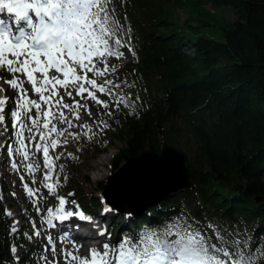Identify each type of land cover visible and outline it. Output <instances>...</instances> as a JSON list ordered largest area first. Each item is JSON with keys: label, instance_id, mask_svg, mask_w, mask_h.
<instances>
[{"label": "trees", "instance_id": "1", "mask_svg": "<svg viewBox=\"0 0 264 264\" xmlns=\"http://www.w3.org/2000/svg\"><path fill=\"white\" fill-rule=\"evenodd\" d=\"M111 6L132 49L117 90H129L132 107L108 116L110 136L124 143L113 170L144 151L159 153L167 142L187 152L190 175L181 195H166L131 224L155 228L183 215L213 243L209 225L231 251L239 240L252 264H260L253 255L264 252V0H112ZM216 15L221 37L210 31ZM32 234L27 226L11 233L0 209V264H35ZM13 244L24 246L16 256Z\"/></svg>", "mask_w": 264, "mask_h": 264}, {"label": "snow or ice", "instance_id": "2", "mask_svg": "<svg viewBox=\"0 0 264 264\" xmlns=\"http://www.w3.org/2000/svg\"><path fill=\"white\" fill-rule=\"evenodd\" d=\"M5 11L13 16L15 30L13 24L0 19V71H7L12 79H0L3 84L15 90L17 96L11 98L15 108L8 117L5 115V108L10 98L0 96V134L8 131L5 124L7 118L12 119L14 130L11 142L0 145V149L7 150L12 158L11 168L18 173L21 165L17 164L15 157L21 156V163L30 174H34L39 168L38 164L29 162L30 158L42 152L47 169L42 183L50 194H54L60 181H48L52 180V174L56 171L53 161H58L63 153L50 156L49 149L54 151L58 146L66 145L67 137L73 140H79L81 136L92 139L109 127L103 119L94 121L99 125L95 130L88 124L73 123L81 119V109L90 118L92 116L88 105L82 104L76 96L81 100H92L104 109L109 108V102L99 99L97 92L113 97L117 109L126 104L128 96L119 95L117 91L121 85L107 78L116 72V67L109 66L107 61L110 57L121 59V49L125 47L129 51L132 49L115 18L111 0H0V13ZM98 64L103 67H97ZM52 70L59 75L49 76L48 73ZM36 73H40V76L37 77ZM89 73H92L91 78ZM18 74L25 76L26 80L21 79ZM97 77L104 78L102 83L97 82ZM25 82L32 85L39 101L28 97L27 89L23 87ZM60 89L72 99L71 105L64 103ZM4 91L0 86V92ZM33 110L36 111L35 117L31 115ZM65 110L71 113V117ZM101 115L110 117L112 112L106 111ZM56 120L65 127L58 129L53 122ZM73 128H80L82 131L72 132ZM68 157L75 159L72 153H68ZM63 168L64 165H59L60 171ZM20 179L24 181L23 175ZM32 183H36L34 178ZM23 188L39 213L38 201L43 199L38 196L39 189L30 188L26 182L23 183ZM57 199L59 206L55 212L51 208L47 210L48 218L45 223L48 227H56L53 219L63 222L71 217H78L91 222L92 218L86 216L74 200L69 201L63 196H57ZM5 214L9 217L13 215L7 209ZM18 223L13 221L11 233L18 231ZM32 223L35 229V222ZM208 230L213 231L216 243L212 242V238L195 220L185 219L182 215L162 226L145 228L135 238L121 237L116 245L103 243L99 248L92 247L88 255L83 257L78 254L80 246L65 232L60 237L61 242L71 243L75 251L61 249V255L65 264H252L251 254H244L239 240L233 241L236 251H230L225 247L228 241L216 229L209 225ZM34 235L39 236L40 230L35 229ZM98 235L110 237L111 234L106 228H99ZM47 240L45 251L50 250L54 259L48 262L47 256L43 257L45 264H59L55 259V239L49 235ZM12 251H16L15 246Z\"/></svg>", "mask_w": 264, "mask_h": 264}, {"label": "rangeland", "instance_id": "3", "mask_svg": "<svg viewBox=\"0 0 264 264\" xmlns=\"http://www.w3.org/2000/svg\"><path fill=\"white\" fill-rule=\"evenodd\" d=\"M112 2V0H111ZM213 9L212 7H210ZM213 11V10H212ZM177 12L180 14L181 18L185 17L184 13L181 9H178ZM217 16V23L213 26V28L210 30L213 36L215 37H221L222 35V26L220 21V16ZM15 30V28H14ZM123 52V57L121 59H117L115 57H110L108 59L109 66H115L116 72L112 75H110L109 79H113L116 83L120 84L123 88V82L119 81L120 79H125V67L124 64L127 62H130L132 60V52L129 51L128 47H125L121 49ZM97 67H103L102 64H98ZM9 74L7 71H0V77L5 78V75ZM12 78V75L9 74ZM89 77H92V73H89ZM103 77H97V82L102 83ZM27 84V82H26ZM25 85V83H24ZM23 87L27 89L28 97L30 99H37L39 101V96L37 94L31 93V91L28 89L27 86ZM0 86H2L5 91L0 92V96H10L11 94L13 97L17 96V92L7 84H3L2 79H0ZM87 86V85H86ZM60 96L64 97V103L72 104L73 101L69 97H67L64 94V90L60 89ZM129 90L122 91L118 93L119 95L127 94L129 95ZM99 99L105 100L109 102V108L104 109L100 105L95 104L92 100H81L80 97L76 96L77 100H80L82 104L86 103L88 107L91 109L92 116L91 118L81 109L80 115L81 119L79 121H73L75 124H88L93 130L98 128V123H94V121L98 122L101 119L107 122L109 125V120L107 115H101L102 113H105L106 111H111L112 115L115 116L116 114V107L114 106V98L109 97L103 93H96ZM86 95V94H85ZM73 96H75V92H73ZM124 107H132V103L128 100L126 104H122ZM15 107V103H14ZM132 109V108H131ZM66 113L71 117V113L68 112V110H65ZM31 115L33 117L36 116V111L33 110ZM58 129H62L65 127L64 124L60 123L58 120L53 121ZM13 128H12V122L10 126H8V134H4V138H2L3 134H0V143L6 144L11 142V137L13 134ZM72 132H81L82 129L80 128H73L71 129ZM111 132L109 129H105L103 133H97L92 139H88L84 136H81L79 140H73L71 137H67V144L63 146H58L54 151L52 149H49L50 156H55L57 154L63 153L61 158L58 161H53L56 165V168L58 169V165H64L65 171L63 172L64 177H67V180L70 182V188L76 189V192L80 196H82L83 204L85 206H88L90 202V198L92 196L97 197V201L100 202L98 204L102 205L104 200L102 196L101 190V184H105V181L109 178L111 174H113V163L112 160L114 158V155L117 153L118 149L124 145L123 142H121L118 138H114L110 136ZM25 136H28V133H25ZM39 140V137L36 138ZM63 139V138H61ZM111 143L116 146L115 152L109 159V164L103 166L104 172H110V175L103 176L102 178H98L96 180L92 179V172L93 169L86 167V164L88 162H91L95 160L101 154L103 150L106 149L107 145ZM103 149V150H102ZM102 150V151H100ZM68 153H72L75 157V159L69 158ZM6 159V161H5ZM16 162L18 165H21L19 173L16 172L11 168L12 158L9 157V154L6 149H0V196H2V199H0V207L4 208V211L7 209L13 213L11 217L7 216L8 219L11 220L13 226V221H18L19 223L16 225L17 228H19L22 225H28L30 227H33V223L35 222V229L40 230V235L34 237L36 242L43 241V245L41 249L38 251V264H45V261L43 260V257L47 256L48 262H52L54 257L53 253L49 251H45V246L48 245L47 237L49 235H52V232H54V229H51L47 226L45 223L47 217V210L51 208L53 212H55L56 207L59 206L57 196L59 194L57 191L54 194H50L48 189L44 187L43 181V174L47 171L45 168V160L43 157L42 152L36 153L34 157L30 158L29 162H34L39 165V168L35 171L34 174H30L27 172V170L22 165V157L16 156L15 157ZM56 169V171H57ZM23 175L24 181L22 182L20 179V176ZM55 171L53 172L52 180L48 181L49 183H54L57 178L54 177ZM105 175V174H104ZM35 179L36 183L33 184L32 180ZM27 183L30 188L39 189L38 196L43 197V199H40L38 201V206L40 208V212L37 213L36 206H34L32 202V198L29 197L24 188L23 183ZM3 185H5V189L2 190ZM183 192V189H180L176 192H173L169 195L179 196ZM15 193L16 195L13 196L12 194ZM67 194L61 195L63 197H66L69 201H73L71 198H73L74 195L69 196ZM98 207L95 205V208ZM95 211V210H91ZM117 212V210L113 211ZM119 217H116V221H121L122 223L127 222L128 220V214L130 213H123L119 212ZM56 219H53V223L55 224ZM112 237L110 235L105 238L104 243H109L112 245ZM55 247L58 250V247ZM226 247V246H225ZM16 251L14 252L17 254V252L20 250V248L15 247ZM229 250V247H226ZM254 258H257L260 262V264H264V252L259 251L256 254L253 255ZM55 259L57 260V253H55ZM252 259V258H251Z\"/></svg>", "mask_w": 264, "mask_h": 264}, {"label": "water", "instance_id": "4", "mask_svg": "<svg viewBox=\"0 0 264 264\" xmlns=\"http://www.w3.org/2000/svg\"><path fill=\"white\" fill-rule=\"evenodd\" d=\"M182 148L164 142L159 153L144 151L129 158L105 182L107 203L137 213L158 204L168 194L190 185Z\"/></svg>", "mask_w": 264, "mask_h": 264}, {"label": "bare ground", "instance_id": "5", "mask_svg": "<svg viewBox=\"0 0 264 264\" xmlns=\"http://www.w3.org/2000/svg\"><path fill=\"white\" fill-rule=\"evenodd\" d=\"M18 75H20V74H18ZM20 78L21 79H25V77L23 75H20ZM115 148H116V146L114 144L109 143L107 145L106 149L103 150L101 152V154H99V156L97 158H95V160H93L91 162H88L86 164V167H89V168L93 169L92 179L96 180L98 178H102L103 176L110 175L109 171L108 172H104L103 171V166L109 164V159L111 158V156L115 152ZM5 161H6V159H5ZM118 168H116L115 170H117ZM98 203H100V202H98L97 200H90L88 205L93 207V204H94V206L97 205L99 208H102L100 211L104 214V216H103V218L101 220L99 228H106L107 229L108 226L110 225V223L114 219H116V217H119L120 214L117 215V214H115L117 212L106 211L104 209H107L108 207L104 203L102 205H100ZM87 208H89V207H87ZM79 209L82 210L83 213L85 214V208H79ZM88 223H89V221L80 220L78 217H71L68 220L63 221V222H61L58 219H56V222H55L56 227L55 228H51V229H54L55 231L52 232L51 236L54 237L55 241L58 244V250H56V253H57V256H58L59 264H65V260H64L63 256L61 255V249L73 250V251H75V249H73L72 244L69 243V242H67V243H64V242H61V241L59 242L58 241V235L65 233V231L67 229H69L70 227L75 228L76 226H81V225H85V226L89 227L90 229H96V225L93 222L91 224H88ZM97 230H98V228H97ZM119 232L120 231H118V230L112 231V234L116 238H119L118 237L120 235ZM77 235L78 236H76L75 238H72V239H74L76 245L80 246L78 254L80 256H82V257H83L84 253L89 252L90 248H92V247H98V248L101 247L102 244L105 241V238L107 237V236H99L98 232H97V238H94V240H95V242H99V244H96L95 246H91V245L88 244V242H87L88 240L80 241V240L83 239V237H85V235H80V234H77ZM43 241L44 240H42L41 242H43ZM66 245H68V247H66Z\"/></svg>", "mask_w": 264, "mask_h": 264}]
</instances>
